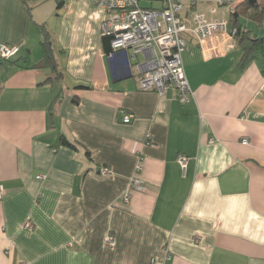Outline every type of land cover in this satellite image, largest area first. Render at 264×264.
<instances>
[{"label": "crops", "instance_id": "1", "mask_svg": "<svg viewBox=\"0 0 264 264\" xmlns=\"http://www.w3.org/2000/svg\"><path fill=\"white\" fill-rule=\"evenodd\" d=\"M105 18L90 0H0V45L19 47L0 64V264H264V54L206 59L189 39L180 103L139 91L143 56L112 52ZM40 27L58 79L37 66ZM137 165L147 191L125 203Z\"/></svg>", "mask_w": 264, "mask_h": 264}, {"label": "built area", "instance_id": "2", "mask_svg": "<svg viewBox=\"0 0 264 264\" xmlns=\"http://www.w3.org/2000/svg\"><path fill=\"white\" fill-rule=\"evenodd\" d=\"M90 1L95 8L106 13L103 36L110 38L112 52L130 51L132 58L138 54L143 56V63L138 65L140 75L136 78L139 91L156 92L162 96L165 90L172 88L178 101L187 103L193 97L183 67V55L188 51L189 39L195 40L206 59L226 55L234 47L236 30L230 27L225 13L220 18H214L216 8L226 7L232 14L246 0ZM142 1L158 3L159 7L141 8ZM202 7L207 9L206 12L202 11ZM18 54V46L0 45V64L13 60ZM131 120V115L122 117L123 124H129ZM241 144L247 145L248 140L243 138ZM177 163L184 170L188 158L179 155ZM140 172L141 167L137 165L123 195L125 203L129 201L130 192L147 191V185L138 177ZM99 173L103 177L112 176L107 167L101 168ZM37 179H45V176H38ZM24 229L30 231L32 226L27 222ZM104 243L108 247L115 246L111 234H106ZM164 253L167 260L168 251ZM151 264L157 263L152 260Z\"/></svg>", "mask_w": 264, "mask_h": 264}, {"label": "trees", "instance_id": "3", "mask_svg": "<svg viewBox=\"0 0 264 264\" xmlns=\"http://www.w3.org/2000/svg\"><path fill=\"white\" fill-rule=\"evenodd\" d=\"M263 15L264 4L259 2L251 4L249 0H246L244 3L236 7L235 11L230 14V27L236 30L234 42L236 45L240 46L243 53L241 65H245L249 61L253 60L256 53L264 54V37H257L252 35L250 31H245L244 27L239 24L238 18L239 16H243L246 20L259 23L263 18ZM39 34L41 37L40 48L42 52V59L37 66L40 68L50 69L54 75V79H58L60 73L54 56L50 35L43 27H40ZM262 73L264 74V64H262ZM51 81L52 78H49L46 80V83H50ZM61 144L63 146L74 148V146L67 142L64 138H61Z\"/></svg>", "mask_w": 264, "mask_h": 264}, {"label": "rangeland", "instance_id": "4", "mask_svg": "<svg viewBox=\"0 0 264 264\" xmlns=\"http://www.w3.org/2000/svg\"><path fill=\"white\" fill-rule=\"evenodd\" d=\"M257 2L264 4V0H257ZM140 7L141 8H148V9H155V8L159 7V4L158 3H151V2H147V1H142V2H140ZM206 10L207 9L205 7H202V11L206 12ZM222 13H225L227 19L230 21L231 16L229 13V9H227L226 7L216 8V13H215L214 18H220ZM207 17H209V15H207ZM238 22L241 26L248 28V30H250L252 35L264 36V32L262 33V31H264V15H263V18L261 19V21L259 23H254L250 20H246L243 16H239ZM256 58L259 59V61H262V60L264 61V56L257 55Z\"/></svg>", "mask_w": 264, "mask_h": 264}, {"label": "water", "instance_id": "5", "mask_svg": "<svg viewBox=\"0 0 264 264\" xmlns=\"http://www.w3.org/2000/svg\"><path fill=\"white\" fill-rule=\"evenodd\" d=\"M249 2H250L251 4H255V3L257 2V0H249Z\"/></svg>", "mask_w": 264, "mask_h": 264}]
</instances>
